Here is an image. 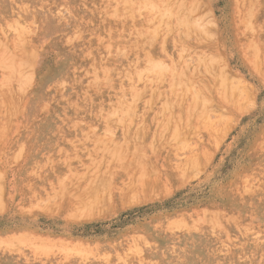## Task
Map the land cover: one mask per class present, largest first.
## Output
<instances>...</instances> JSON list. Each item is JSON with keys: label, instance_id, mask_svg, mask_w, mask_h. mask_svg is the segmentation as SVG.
<instances>
[{"label": "rangeland", "instance_id": "374dc122", "mask_svg": "<svg viewBox=\"0 0 264 264\" xmlns=\"http://www.w3.org/2000/svg\"><path fill=\"white\" fill-rule=\"evenodd\" d=\"M49 12L74 61L28 112L59 62L32 38ZM263 14L0 0V264H264Z\"/></svg>", "mask_w": 264, "mask_h": 264}, {"label": "bare ground", "instance_id": "6f19581e", "mask_svg": "<svg viewBox=\"0 0 264 264\" xmlns=\"http://www.w3.org/2000/svg\"><path fill=\"white\" fill-rule=\"evenodd\" d=\"M32 1V3L34 2V0H31ZM112 1V0H111ZM160 1V0H159ZM248 1V0H247ZM254 1V0H253ZM108 2V1H107ZM149 3H150V1H148ZM237 2V1H236ZM122 3V2H121ZM120 3V4H121ZM134 3V2H133ZM147 3V2H146ZM145 3V4H146ZM169 3V2H168ZM242 3H244V2H242ZM242 3H240V4H242ZM248 3V2H247ZM246 3V4H247ZM257 3V2H256ZM119 4V3H118ZM130 4V3H129ZM135 4V3H134ZM134 4H132V5H134ZM156 4V3H155ZM159 4H160V2H159ZM159 4H157V5H159ZM249 4V3H248ZM247 4V5H248ZM259 4V3H258ZM100 5V4H99ZM111 5V4H110ZM122 5H124V4H122ZM195 5V4H194ZM45 6V5H44ZM50 6V5H49ZM71 6V5H70ZM74 6V5H73ZM93 6V5H92ZM113 6V5H112ZM134 6H136V5H134ZM139 6H140V4H139ZM154 6V5H153ZM237 6V5H236ZM255 6V5H254ZM261 6V5H260ZM16 7V6H15ZM77 7V6H76ZM132 7V6H131ZM75 8V7H74ZM147 8V7H146ZM149 8V7H148ZM258 8V7H257ZM85 9V8H84ZM112 9V8H111ZM116 9V8H115ZM122 9H125V7L124 8H122ZM122 9H121V11H122ZM260 9V8H259ZM131 10V9H130ZM155 10V9H154ZM164 10V9H163ZM173 10V9H172ZM3 11V10H2ZM34 11V10H33ZM89 11V10H88ZM125 11V10H124ZM132 11H133V8H132ZM143 11H145V10H143ZM156 11V10H155ZM162 11V10H161ZM238 11V10H237ZM101 12V11H100ZM114 12V11H113ZM140 12V11H139ZM154 12V11H153ZM89 13H90V11H89ZM102 13V12H101ZM111 14H112V11L110 12ZM122 13V12H121ZM135 13V12H134ZM125 14V13H124ZM150 15H151V13H150ZM264 15V14H263ZM12 16V15H11ZM115 16V15H114ZM129 16V15H128ZM79 17V16H78ZM100 17V16H99ZM116 17V16H115ZM133 17H134V15H133ZM138 17V16H137ZM136 17V18H137ZM243 17V16H242ZM113 18V17H112ZM119 18V17H118ZM121 18V17H120ZM128 18H130V17H128ZM140 18V17H139ZM144 18H145V16H144ZM147 18V17H146ZM164 18V17H163ZM167 18V17H166ZM99 19V18H98ZM148 19V18H147ZM151 19V18H150ZM170 19V18H169ZM184 19V18H183ZM4 20V19H3ZM132 20H133V18H132ZM1 21V20H0ZM5 21V20H4ZM9 21V20H8ZM120 21V20H119ZM12 22V21H11ZM23 22V21H22ZM85 22H87V20L85 21ZM84 22V23H85ZM108 22H110V21H108ZM169 22V21H168ZM103 23V22H102ZM106 23V22H105ZM147 23V22H146ZM29 24V23H28ZM62 20H58L56 17H54L53 15H51V13L49 12V17H48V20H40L39 22H38V25H37V30H35L34 32V35H33V40L34 41H36L37 43H41L42 41H44L45 39H48V44H49V46L51 45V46H53V48L56 50V52L58 53V57H59V62H58V66L54 69V70H50V71H47V72H44L43 74H41V76H40V80L38 81V83L36 84V87L35 88H32V90H31V93H30V96L28 97V101H27V111L29 112L30 110L32 111L35 107H36V105H37V103H38V101L39 100H41V97L43 96V90H44V88H45V86L50 82V81H52V80H56V78H59V77H61V76H63V75H65V73H67V71L71 68V65H72V63H73V61H74V58H73V55L70 53V51L68 52V49H67V47L66 46H64L63 45V43H62V39H60V38H58L57 37V35H58V33L62 30ZM117 24V23H116ZM24 25H26V24H24ZM102 25V24H101ZM106 25H107V23H106ZM149 25V24H148ZM148 25H146V26H148ZM12 26V25H11ZM30 26V25H29ZM134 26V25H133ZM119 27V26H118ZM136 27V26H135ZM142 27V26H141ZM6 28V27H5ZM19 28V27H18ZM114 28V27H113ZM151 28V27H150ZM163 28V27H162ZM165 28V27H164ZM178 28H180V27H178ZM107 29V28H106ZM131 29V28H130ZM137 29V28H136ZM142 29V28H141ZM2 30H4V29H2ZM9 30V29H8ZM73 30V29H72ZM111 30V29H110ZM126 30V29H125ZM166 30V29H165ZM10 31V30H9ZM115 31V30H114ZM138 31V30H137ZM158 31H159V29H158ZM91 32V31H90ZM103 32V31H102ZM132 32V31H131ZM2 33V32H1ZM12 33H14V32H12ZM105 33V32H104ZM113 33V32H112ZM134 33V32H133ZM133 33H131V34H133ZM8 34V33H7ZM17 34V33H16ZM70 34V33H69ZM97 34V33H96ZM117 34H119V33H117ZM171 34V33H170ZM14 35V34H13ZM86 35V34H85ZM94 35H95V33H94ZM98 35V34H97ZM120 35H121V33H120ZM146 35V34H145ZM109 36V35H108ZM107 36V37H108ZM137 36V35H136ZM150 36V35H149ZM15 37V36H14ZM17 37H19V36H17ZM92 37V36H91ZM94 37H96V36H94ZM120 37V36H119ZM139 37V36H138ZM16 38V37H15ZM135 38V37H134ZM149 38V37H148ZM171 38V37H170ZM75 39V38H74ZM96 39V38H95ZM99 39V38H98ZM111 39V38H110ZM156 39V38H155ZM103 40V39H102ZM109 40V39H108ZM137 40V39H136ZM125 41V40H124ZM128 41V40H127ZM146 41V40H145ZM158 41V40H157ZM14 42V41H13ZM123 42V41H122ZM85 43V42H84ZM95 43V42H94ZM100 43V42H99ZM132 43V42H131ZM137 43V42H136ZM135 43V44H136ZM146 43V42H145ZM65 44V43H64ZM123 44V43H122ZM134 44V45H135ZM88 45V44H87ZM90 45V44H89ZM137 45V44H136ZM106 46V45H105ZM126 46V45H125ZM146 46V45H145ZM71 47V46H70ZM96 47V46H95ZM95 47H93V48H91V49H93L94 50V48ZM115 47V46H114ZM127 47V46H126ZM128 47H129V45H128ZM130 48V47H129ZM121 49V48H120ZM133 49V48H132ZM107 50V49H106ZM128 50V49H127ZM135 50V49H134ZM140 50V49H139ZM161 51V50H160ZM102 53H104V52H102ZM114 53V52H113ZM115 53H116V51H115ZM131 53V52H130ZM164 53V52H163ZM166 53V52H165ZM90 55V54H89ZM109 55H111V54H109ZM108 55V56H109ZM84 56V55H83ZM115 56V55H114ZM117 56V55H116ZM115 56V57H116ZM130 56V55H129ZM80 57V56H79ZM98 57V56H97ZM107 57V56H106ZM111 57V56H110ZM121 57V56H120ZM156 57V56H155ZM83 58V57H82ZM100 58H101V56H100ZM113 58V57H112ZM125 58V57H124ZM158 58V57H157ZM86 59V58H85ZM121 60H122V58H120ZM134 59V58H133ZM97 60V59H96ZM92 62V61H91ZM115 62H117V61H115ZM94 63V62H93ZM100 63V62H99ZM129 63V62H128ZM86 64H87V62H86ZM133 64V63H132ZM97 65V64H96ZM124 65V64H123ZM127 65V64H126ZM144 65H146V64H144ZM125 66V65H124ZM103 67V66H102ZM74 68V67H73ZM127 69V68H126ZM129 69H131V68H129ZM151 69V68H150ZM90 70V69H89ZM15 71V70H14ZM76 71V70H75ZM98 71V70H97ZM73 72H74V70H73ZM115 72V71H114ZM116 73V72H115ZM117 73H119V72H117ZM2 74V73H1ZM101 74V73H100ZM106 74H108L107 72H106ZM145 74V73H144ZM15 75V74H14ZM85 75V74H84ZM113 75V74H112ZM12 76V75H11ZM17 76V75H16ZM86 76V75H85ZM107 77H108V75H107ZM146 77V76H145ZM155 77H157V76H155ZM4 78V77H3ZM18 78V77H17ZM125 78V77H124ZM123 78V79H124ZM152 78V77H151ZM1 79V78H0ZM4 79H6V78H4ZM153 79V78H152ZM161 79V78H160ZM16 80V79H15ZM18 80V79H17ZM21 80V79H20ZM23 80V79H22ZM22 80H21V82H22ZM103 80V79H102ZM127 80V79H126ZM112 81H114V80H112ZM117 81V80H116ZM135 81V80H134ZM133 81V82H134ZM144 81V80H143ZM89 82V81H88ZM102 82V81H101ZM109 82V81H108ZM119 82V81H118ZM153 82V81H152ZM151 82V83H152ZM160 82V81H159ZM15 83V82H14ZM31 83V82H30ZM104 83H106V82H104ZM123 83V82H122ZM138 83V82H137ZM141 83H142V81H141ZM150 83V82H149ZM157 83V82H156ZM4 84H5V82H4ZM11 84V83H10ZM98 85H100V84H98ZM118 85V84H117ZM146 85V84H145ZM148 85V84H147ZM2 86V85H1ZM1 86H0V88H1ZM6 86V85H5ZM17 86V85H16ZM84 87H85V85H83ZM134 86V85H133ZM87 87V86H86ZM89 87V86H88ZM101 87V86H100ZM112 87V86H111ZM24 88V87H23ZM95 88H97V87H95ZM94 88V89H95ZM71 89V88H70ZM129 89V88H128ZM143 89V88H142ZM91 91V90H90ZM99 91V90H98ZM109 91V90H108ZM107 91V92H108ZM113 91V90H112ZM126 91V90H125ZM128 91V90H127ZM145 91V90H144ZM131 92V91H130ZM188 92V91H187ZM96 93V92H95ZM97 94V93H96ZM124 94V93H123ZM99 95V94H98ZM120 95V94H119ZM154 95V94H153ZM1 96V95H0ZM87 96V95H86ZM113 96V95H112ZM121 96V95H120ZM84 98H85V96H84ZM125 98V97H124ZM2 99V98H1ZM90 99V98H89ZM123 99V98H122ZM134 100V99H133ZM195 100V99H194ZM102 101V100H101ZM114 101V100H113ZM119 101H120V99H119ZM3 102V101H2ZM88 102H90V101H88ZM99 102V101H98ZM103 102V101H102ZM115 102V101H114ZM4 103V102H3ZM83 103V102H82ZM95 103V102H94ZM106 103V102H105ZM198 103V102H197ZM80 105H81V103H80ZM201 105V104H200ZM106 106V105H105ZM1 107V106H0ZM143 107V106H142ZM90 108V107H89ZM110 108H111V105H110ZM122 109V108H121ZM3 110V109H2ZM81 110V109H80ZM104 110V109H103ZM136 111V110H135ZM141 111V110H140ZM0 112H2V111H0ZM93 115V114H92ZM117 115H118V113H117ZM139 115V114H138ZM0 116H2V115H0ZM91 116V115H90ZM124 116V115H123ZM220 116V115H219ZM115 117V116H114ZM92 118V117H91ZM124 118V117H123ZM94 119V118H93ZM125 120V119H124ZM127 120V119H126ZM125 120V121H126ZM1 121V120H0ZM103 121V120H102ZM2 123V122H1ZM5 123H7V122H5ZM3 125V124H2ZM78 125V124H77ZM1 126V125H0ZM58 126V125H57ZM103 126V125H102ZM47 128H48V126H46ZM71 127V126H70ZM81 127V126H80ZM84 127V126H83ZM76 128V127H75ZM100 128H102V127H100ZM136 129V128H135ZM2 130V129H1ZM73 130V129H72ZM138 129H136V131H137ZM41 131L43 132V134H44V127H43V129L41 128ZM67 131V130H66ZM134 132H135V130H133ZM0 133H2V132H0ZM74 136V135H73ZM80 136V135H79ZM85 139V138H84ZM77 141V140H76ZM84 141V140H83ZM82 141V142H83ZM85 142V141H84ZM90 145V144H89ZM24 146V145H23ZM77 146V145H76ZM101 146V145H100ZM8 147V146H7ZM96 147H97V145H96ZM9 148V147H8ZM127 153V152H126ZM30 155V154H29ZM134 156V155H133ZM130 157V156H129ZM31 158V157H30ZM126 158V157H125ZM130 159H131V157H130ZM133 160H134V158H133ZM111 163V162H110ZM109 165V164H108ZM22 168V167H21ZM236 193V192H235ZM243 193V192H242ZM239 196V195H238ZM150 239V238H149ZM242 246H244V245H242ZM242 253V252H241ZM246 258V257H245ZM252 259V258H251ZM259 260V259H258Z\"/></svg>", "mask_w": 264, "mask_h": 264}]
</instances>
